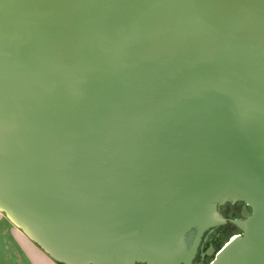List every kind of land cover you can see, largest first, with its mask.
I'll use <instances>...</instances> for the list:
<instances>
[{
	"label": "water",
	"instance_id": "water-1",
	"mask_svg": "<svg viewBox=\"0 0 264 264\" xmlns=\"http://www.w3.org/2000/svg\"><path fill=\"white\" fill-rule=\"evenodd\" d=\"M264 264V0H0V213L56 264Z\"/></svg>",
	"mask_w": 264,
	"mask_h": 264
},
{
	"label": "flooded vegetation",
	"instance_id": "flooded-vegetation-1",
	"mask_svg": "<svg viewBox=\"0 0 264 264\" xmlns=\"http://www.w3.org/2000/svg\"><path fill=\"white\" fill-rule=\"evenodd\" d=\"M219 213L224 221L205 233L192 264H211L215 254L242 233L235 221H244L245 213L251 214L252 210L245 202H228L219 206Z\"/></svg>",
	"mask_w": 264,
	"mask_h": 264
},
{
	"label": "crops",
	"instance_id": "crops-1",
	"mask_svg": "<svg viewBox=\"0 0 264 264\" xmlns=\"http://www.w3.org/2000/svg\"><path fill=\"white\" fill-rule=\"evenodd\" d=\"M3 221L0 213V264H56L21 231L5 228Z\"/></svg>",
	"mask_w": 264,
	"mask_h": 264
},
{
	"label": "rangeland",
	"instance_id": "rangeland-1",
	"mask_svg": "<svg viewBox=\"0 0 264 264\" xmlns=\"http://www.w3.org/2000/svg\"><path fill=\"white\" fill-rule=\"evenodd\" d=\"M3 217H4L3 225L5 226V228L11 229L12 227H14L11 223H9V221L7 220V218L4 215H3Z\"/></svg>",
	"mask_w": 264,
	"mask_h": 264
}]
</instances>
